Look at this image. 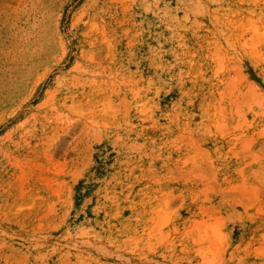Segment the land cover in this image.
I'll use <instances>...</instances> for the list:
<instances>
[{"label": "rangeland", "instance_id": "1", "mask_svg": "<svg viewBox=\"0 0 264 264\" xmlns=\"http://www.w3.org/2000/svg\"><path fill=\"white\" fill-rule=\"evenodd\" d=\"M0 264H264V0H0Z\"/></svg>", "mask_w": 264, "mask_h": 264}]
</instances>
